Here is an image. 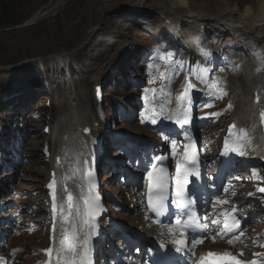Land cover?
Here are the masks:
<instances>
[{
    "label": "rangeland",
    "instance_id": "obj_1",
    "mask_svg": "<svg viewBox=\"0 0 264 264\" xmlns=\"http://www.w3.org/2000/svg\"><path fill=\"white\" fill-rule=\"evenodd\" d=\"M37 1L28 0L25 11L27 12L29 7ZM70 1L47 0L46 3L39 6L38 10L45 7L41 15L33 23L40 21L44 17H51L53 19L50 27L45 26L26 34H14L10 31L0 33V60L5 57L10 60L11 56H7L6 46H17L25 41L29 35H32L30 37L35 38V41L40 43L49 39L44 44L48 47L43 50L47 52L46 54L56 52L49 54L51 56H47V63L43 60V63L49 65L51 69L47 74L48 83H46V78L42 74V78L44 77L42 84L48 89H46V95L44 93L43 96H38L34 92L38 88H32L30 92L33 93V95L31 94L32 104L29 103L28 96L25 100L26 102L23 101L22 103L23 106L27 104L28 107L33 105L29 107V112L23 119L24 123L29 124L27 129L22 131L26 138L25 147L23 150L16 148V151L25 154L27 160L20 163V160L22 161L21 158L12 159L11 162L13 161L14 165L18 166V169L9 172L12 167L6 165L5 169L2 170V168L0 171V181L10 180L14 182L11 192L12 197L10 199L6 197L8 204L5 205L4 209L1 207L0 212L2 210L6 211L11 220L20 218L21 213L16 210V206L20 203L18 201L19 194H14L17 189L28 196L27 201L29 204L26 209L33 203L39 205V208L32 210L33 216L26 214L34 222H30V224L35 225V230L28 233L25 232L20 238L16 235L15 241L19 238L18 244L20 247H17L16 243H14L7 249L6 256L9 264H40L42 261L41 256L35 252H37V248L46 247L49 244L51 220L47 184L51 179L56 159H53L50 163V159H47L46 155L43 156L41 152L45 149L47 141L50 142L53 154L60 152L63 136L70 127L75 113L84 119L92 129L97 126L96 130L93 129L94 143L99 139L98 135L106 138L107 152L98 164V177L101 183L100 190L110 207V212L105 217L109 237L101 249L97 251L95 260L97 264H120L118 261L116 262L117 259H133L137 262L142 253V247L139 242L135 241L136 237L133 234L122 231L121 228L117 230L120 225L127 224L130 227H134L135 230L143 228L150 233L153 231L155 234H159L158 229L150 225L143 204L142 198L146 178L144 169L153 156L154 149L159 144H169L171 137L167 134L161 136L159 131L152 130L149 124L155 113L170 115L175 90L177 88L180 89L184 85L187 73L192 78H195L202 88L196 104L197 108L201 112L207 111L206 104H209L211 100L214 101L215 106L217 105L211 112L214 121L206 124L201 130V138L206 143L205 151L210 162L217 157L227 124H231L229 121L232 118V114L229 115L228 112L232 113L233 111L238 115L241 112V107H251L252 105L249 100H252L254 87H245L243 84L245 81L243 78L246 77L244 74L246 68L239 67L234 71H229L230 69H228L224 60H221L216 66H212V61L210 60H204L210 64L200 61L192 67L186 66L188 55L183 54L179 44L171 41L170 37L172 35H167L169 38L165 35L164 37L159 32L158 20L155 24L149 23V19L146 18L149 14H141L139 11H128L122 6V3L126 2V0ZM194 1L198 7L201 6L211 11L218 8L223 0ZM242 5V10H244L243 8H245L247 3ZM36 13L37 10L32 13L30 19ZM59 14L61 15L59 16ZM95 28L97 29L93 32L94 36L89 40V43L83 44L84 37L90 30ZM149 43L157 44L161 51V59L166 61L167 57H171V61L176 63L168 66L167 73L157 79V82H155L156 87H153V84H148V78L151 77V68L147 67L141 71V65L146 63V52L144 55L137 57L138 53L141 54L139 51L144 49L143 46ZM74 44L77 45L76 49L69 52L67 48ZM63 53H70L68 58L72 69H75L70 76L64 75L59 70V59H53L56 55ZM133 53L137 54V59L133 60L130 68L129 81L126 79L127 82L121 84L124 79L117 80L116 86L119 87V90H117L118 96L113 97V94L109 93L107 96L110 95L111 97L109 96L107 100L118 101L121 97L133 99V95H135V106L133 107L135 117L129 123H122L117 119H115L117 120L115 122V120L110 119L105 114V103L100 106L94 95V89L95 86L101 85L107 90L113 76L111 70L116 66H121L122 57L126 58L128 55H133ZM41 54L37 56L44 55ZM161 62L159 63L160 65ZM163 63L161 68H166L164 66L168 65L167 62L166 64L165 62ZM35 65L30 63L19 69H13L14 71L6 70L9 68L0 65L1 113H4L5 108L13 103V100L8 98L14 92L13 90L20 89L26 85L38 87L39 83L36 77L41 76V73L34 70L33 67H36ZM188 68H190L189 72ZM200 68H202V71L196 72ZM213 68L216 69L212 72ZM130 70L124 68L126 72ZM218 85H220L219 90L224 89V93H227L226 95L221 93L219 96ZM113 89H116V87ZM248 94H251V96L246 102L245 98L249 96ZM12 97L14 96L12 95ZM47 99H51V107L47 110L35 111L34 105L38 103L45 104ZM228 103L232 107H229ZM6 115H3L2 119H5ZM35 117L38 119L35 120ZM10 118H12L11 115ZM163 119L168 120V118ZM20 124L23 123L20 122ZM39 124L42 125L41 127L39 126L40 128H38ZM46 125H51V129L47 133L44 132ZM123 128L148 139L151 138L152 141H149L147 147L142 142L136 145L131 144L125 147L122 153L118 150L121 146H114L110 142V138L115 131H120ZM238 135V133L234 134L232 137L233 142L238 141ZM5 143L6 141L2 145H5ZM247 149L249 148L247 147ZM15 155H13V158ZM217 160L215 161L217 162ZM27 161L28 164H26ZM257 168L261 171L260 174L264 180V166ZM242 177V175L237 176L231 182L228 198L224 200L227 201L225 206L229 209L245 208V210L240 211L243 213L244 221L249 228L246 233L240 236L239 243L248 256L260 254L258 256L261 258L262 264H264V194L260 191L261 196L259 198H255V195H248L251 183L243 181ZM262 189H264V184ZM6 193L8 195L7 189ZM3 216L8 219L7 215L3 214ZM26 216H21L19 226L23 225Z\"/></svg>",
    "mask_w": 264,
    "mask_h": 264
},
{
    "label": "bare ground",
    "instance_id": "obj_2",
    "mask_svg": "<svg viewBox=\"0 0 264 264\" xmlns=\"http://www.w3.org/2000/svg\"><path fill=\"white\" fill-rule=\"evenodd\" d=\"M243 3H247L244 10H242ZM122 6L128 11L149 14L146 18L151 24H155L160 19L159 32L164 36L173 31L174 41L182 47L183 54L190 56L188 62L191 65L201 58L203 61L214 62L213 56L217 57L219 51H224V45L229 47L226 50L230 52L225 59L228 69L246 68L243 84L245 87H254V92L255 90L258 92L253 93L252 100H249L252 102L251 107L243 105L240 114L237 112L238 115L233 112L230 123L238 124L237 130H240L238 140H243L244 148L249 147L253 152L249 160L253 163L261 162L264 165V133L259 123V111L264 110V0H223L218 8L211 11L198 7L194 0H126ZM211 33L213 35L215 33L216 44L222 45L217 46L209 41ZM185 34H187V41L183 39ZM209 48L211 52L207 50ZM58 59L63 60L61 55ZM245 59L248 60V64L244 61ZM188 84L186 82L176 92L174 118L182 117L183 112L187 111L186 107L200 93L199 85L192 83L194 87L190 88ZM182 94H186L183 99H181ZM248 95L245 98L246 102L251 94ZM257 96L260 97L258 103ZM87 128L91 129L90 125L75 113L70 127L63 136L60 152L57 153L61 162L55 164V169L58 171L60 188L63 190L61 195V197L64 196L61 198L63 201H65V192L69 190H72L75 195L85 191L80 182L81 172L87 164V157L91 154L94 144L93 133H85ZM93 129L96 130L97 126ZM234 157L238 159V156ZM81 204L83 201L80 198L73 203L71 210L69 205L60 204L54 236L57 256L53 258L51 264H65L67 253L60 250V240L67 233L75 234L77 237L74 241L79 244L77 264H80L81 259L85 261V264L93 260L95 251L90 247L88 224L80 223L79 211L84 207ZM69 211L72 215L67 217L66 222L65 214ZM85 239L88 241L87 256L83 254ZM232 244L238 247L236 243L232 242Z\"/></svg>",
    "mask_w": 264,
    "mask_h": 264
},
{
    "label": "snow or ice",
    "instance_id": "obj_3",
    "mask_svg": "<svg viewBox=\"0 0 264 264\" xmlns=\"http://www.w3.org/2000/svg\"><path fill=\"white\" fill-rule=\"evenodd\" d=\"M188 87L191 88L194 86L191 85V83L189 82ZM224 94L226 95L227 93L225 92ZM184 95L186 94H182L181 99L184 98ZM258 102H259V96H257V103ZM229 107H231V105H229ZM159 115L160 113H155L151 122L155 123L156 118ZM260 115H261V119L264 120V112H261ZM168 118L171 119V115H169ZM188 122L189 121H188V116L186 112H183L182 118L177 117V119L175 120V123L180 125L181 127L187 125ZM231 127L235 128V125L233 124ZM245 134H246V130H245ZM243 146H244V141L238 140L235 146L231 149V151L238 152V154L240 155H244L245 153L240 150L243 148ZM228 150L229 149L227 148V143H226V152ZM186 163H187V160H186ZM193 169H194V163L192 164L190 168H185L183 170H181L179 166H177L176 168L177 176L175 178V183H174V187L176 189L175 195L181 202H183L185 199L187 200L186 204L180 203V204H177L176 206L178 208L183 206L186 211L195 203V200L197 198L195 192H189L188 194H186L184 190V185L188 184L189 182L188 177L192 175H198L197 173L194 172ZM160 172H161L160 175H156L154 172V168H153V170L149 171L148 173V178L151 181V187L149 188V195H148V203L152 207L154 212L156 211L164 212L165 211L166 200H167L166 192H167V188L170 183V178L163 175V172H164L163 168L160 169ZM52 186L53 185H49V187H52ZM260 191H264V189H260ZM91 192H92V186L90 184L89 193ZM67 201H68L69 209L71 210V208L73 207V196L70 193L67 196ZM226 202L227 201H218V203H226ZM54 211H55V208H54ZM95 211H96L95 198L84 200V207L82 210L79 211L80 223L86 225L88 223L87 218L93 217L95 215ZM235 211H236L235 209L232 210L233 216H232L231 222H229V213L227 212L221 213V215L224 217L222 222L219 218L212 221L213 225L222 223V227L220 228V231L217 233V236L212 237L213 241H215L217 238L223 239L225 234L230 233L231 235L229 236L228 242L232 243L233 239L238 238L239 235L243 234V229L240 226V221L234 216ZM71 215H72L71 211L65 214L66 222H67V217ZM188 218L189 216L186 215L185 220H187ZM206 218H207V214H205V219ZM175 223L180 224L181 220L176 219ZM199 227H200L199 225L193 222L191 224L186 225L185 231H188L189 229H197ZM184 234H185L184 232L180 233L181 236H183ZM205 238H207L206 231L201 236H194L191 243L193 245H195L197 242L202 243ZM76 240H77V237L75 234L66 235L60 240V250L67 253L65 264H77L76 257L78 255L79 244L78 242H74ZM175 243H177L178 245L184 246L188 243V241H186L185 239H178V240H175ZM87 244H88V241L87 239H85L83 241L84 256H87L88 251H89ZM47 251H48V254L50 255L52 250L49 249ZM209 255L210 256L211 255L231 256L230 253H223V254L209 253ZM240 255H243V252H241ZM254 255H260V254H254ZM231 258L234 261V264H244V262L236 259L235 257H231ZM80 264H85V261L81 259ZM248 264H259V262L256 260H253L251 262H248Z\"/></svg>",
    "mask_w": 264,
    "mask_h": 264
},
{
    "label": "trees",
    "instance_id": "obj_4",
    "mask_svg": "<svg viewBox=\"0 0 264 264\" xmlns=\"http://www.w3.org/2000/svg\"><path fill=\"white\" fill-rule=\"evenodd\" d=\"M71 1H73V0H71ZM27 2H28V0H0V33H3L5 31H10L11 33H14V34H23V33L26 34V33H29L31 31H34L36 29L43 28L45 26L50 27L51 20L53 19L51 17H44V18L40 19V21H37L33 25L26 26V27H20L32 15V13L34 11H36L39 8V6L46 3L47 0H38L34 5H31V7H29V9H28L29 12H28V10H27V12L25 11ZM60 15L61 14H59V16ZM30 36H32V35H29V37L26 38L25 41H23L21 43L22 45L19 44L17 46H11V47L6 46L5 50L8 53L7 56H9V57L11 56V57H10V60H8L9 59L8 57L1 59L0 65L16 64V63H18V62H20L26 58L35 57L41 53L44 55H47L46 54L47 52H45L43 49L48 47L44 44L47 43L49 39L44 40L40 43V42L35 41L36 39L32 38ZM76 44L72 45L70 48H67V50L74 49ZM38 47H42V48H38ZM33 48H35V49H33ZM37 52H39V53H37ZM52 53H49V54H52ZM31 65H35V63H32ZM35 66L36 67H33L34 70H37L39 73H41L40 65L36 63ZM12 71H14V70H12ZM36 78H37V81L40 80L39 77H36ZM10 87H14V86H10ZM31 94L33 95V93L29 92L27 96L29 98L28 99L29 103L32 104L33 101L31 100V96H32ZM38 94L40 96H43L44 93L38 92ZM25 97L21 98L19 100H16L18 103V105L16 104V108H13V104H12V105H9V107H7L5 109L4 113L0 112V128H1V126L6 127V131L0 133V144H2L1 141H6V144H5L6 147L12 145L13 144L12 141L16 140L15 134H17V130H25L26 129V127H24V125L21 126L18 124L19 122H18L17 118H14V116L15 117L18 116V118L20 120L24 119L27 116V113L29 112V107L33 106V105H30L28 107V106L22 105L23 101H25ZM34 106H35V111H38V110L43 111V110L48 109L44 104H40V103H38ZM26 108H27V113H25ZM9 114L12 116L13 119H12L10 125H7L6 119L10 118ZM3 115H6L5 119H2ZM20 137L23 138V133L20 134ZM2 150H3V148H2ZM41 154H42V152H41ZM0 184H2V183L0 182ZM0 186H1V190L3 187H5L4 185H0ZM23 204H27V203L24 201Z\"/></svg>",
    "mask_w": 264,
    "mask_h": 264
}]
</instances>
